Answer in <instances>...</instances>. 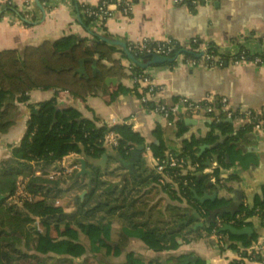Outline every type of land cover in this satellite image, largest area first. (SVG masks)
Listing matches in <instances>:
<instances>
[{"label": "trees", "instance_id": "1", "mask_svg": "<svg viewBox=\"0 0 264 264\" xmlns=\"http://www.w3.org/2000/svg\"><path fill=\"white\" fill-rule=\"evenodd\" d=\"M137 1L131 0L133 4ZM185 1L192 6L202 0L195 4L193 0ZM78 7L84 26L98 23L94 16H88L81 6ZM118 7L123 9V6ZM19 15L26 21L36 19L34 13L27 9L21 10ZM199 42L200 39L194 40L190 48H185L175 41L174 51L197 57ZM208 48L210 52L217 53L216 47L209 45ZM118 49L116 44L92 33L88 37L70 33L58 40L45 39L38 45H26L21 51L15 48L0 50V137L8 132L20 103L29 101L30 92L34 89L62 91L74 100H83L88 95L100 96L106 104L113 103L117 93L140 98L147 96L150 86L140 87L138 81L139 76L146 75L144 68L134 63L131 71L127 72L115 56ZM84 58L88 59L85 62L88 78L77 72L80 60ZM93 60L99 69L95 74ZM166 63L174 64L175 60ZM115 76L121 80L131 78L133 85L127 86L120 81L116 85H107L105 79ZM154 93L152 91L151 95ZM179 99L176 98V102ZM27 106V129L17 144L9 145L10 155L0 161V264H95V259L101 264H110L107 259L115 256L119 248L126 246L131 239H143L148 233L163 244L164 250L177 249L205 236L201 232L204 224L196 225L200 218L193 214L191 206L193 203L205 204H200L194 197V191L203 194L206 183L214 176L219 183L218 171L227 164H241L248 170L264 161V151L243 149L239 144L244 132L253 130L258 119L264 117V110L251 111L247 123L236 130L227 121L224 108L217 101L218 118H213L216 114L210 113L206 122L210 133H226L227 136L213 145L210 136L191 142L185 140L180 144L179 139L188 129L184 117L170 115L165 124H157L153 128L152 139L148 141L126 122L110 124L100 118L94 120L84 116L75 106L45 108L46 102L28 103ZM242 115L246 117L245 113ZM111 131L118 137L115 146L104 143ZM201 143L212 147L199 155L198 145ZM140 145L148 146L155 158L170 150L179 151L187 161L199 163L196 172L202 171L203 176L198 180L196 172L179 173L178 190L159 187L157 175L146 164L142 154L135 163V169L128 172L125 163L133 158ZM104 153L108 154V159L105 166H101L95 161ZM69 154L78 157V165L80 157L87 160L90 184L87 174L77 176L78 171H74L69 173L70 182L63 186L65 173L60 162ZM212 156L216 157L217 163L207 164ZM58 171L60 175H52ZM236 176L235 173L229 174V178ZM20 179L25 181L28 191L36 193L35 207L48 209L40 226L30 224L19 203L10 201L17 192ZM89 185L91 188L80 198L79 195ZM157 191H162L167 197H162L166 200L164 206L161 208L160 202L157 204L159 200L146 206L144 193L151 192L149 197L153 199ZM66 199L69 200L67 205L59 204ZM260 206L262 210L257 212L256 205H247L245 215L229 225L241 229L248 226L249 217L258 216L264 227V201ZM218 216L223 214L216 215L207 225L209 234ZM225 234L228 248L236 250L240 256H250L248 249L259 237L255 232L238 235L226 231ZM258 258L264 259V256L260 253ZM162 260L164 257L130 249L120 264H160ZM196 264L206 262L199 257ZM231 264H236V261Z\"/></svg>", "mask_w": 264, "mask_h": 264}, {"label": "crops", "instance_id": "2", "mask_svg": "<svg viewBox=\"0 0 264 264\" xmlns=\"http://www.w3.org/2000/svg\"><path fill=\"white\" fill-rule=\"evenodd\" d=\"M26 1L0 0V50L15 48L21 51L26 45H38L45 39L58 40L70 33L88 37L92 33L96 37L126 44L146 38L171 39L190 47L192 41L200 39L199 48L210 45L216 47L217 51L225 52L238 44L248 48L253 54L264 51V0H202L200 4L192 6L175 0H138L133 4L129 15H125L118 5L112 4L109 6L112 14L103 22L91 27L81 23L78 6H81L82 2L96 6L101 0H29V6ZM26 9L34 13L36 19L33 22L20 17L19 12ZM117 46L119 49L115 56L129 72V57L125 48ZM144 72L149 81L140 80V87H146L150 83L162 86V89L153 95L147 94L150 105L144 104L142 98L132 94L117 93L114 102L106 104L100 96L95 95H88L83 100H74L68 93L54 89L32 90L29 101L20 103L8 132L0 137V161L10 155L9 145L17 144L27 129L28 103L46 102V105L51 107L75 106L84 116L94 120L100 118L108 123L114 118L130 124L148 141L152 139L153 128L167 121V118L156 110L158 102L170 106L176 102V98L182 97L196 101L207 98L218 101L227 98L226 108L238 112L235 116H227L232 118L230 123L236 130L247 123V112L264 110V65L255 64L248 59L238 63L227 61L222 65H208L203 61H175L174 64L146 62ZM115 77L118 78L117 83L120 81L127 86L133 85L131 78L121 80L119 76ZM243 107L246 108L245 111ZM242 113H245L246 117H243ZM180 117H184V121L186 118L197 121L191 125L185 123L188 129L182 137L184 141H197L210 136L213 138L211 142L216 143L223 141L227 136L226 133H210L206 122L208 114L175 116ZM204 144L208 143L198 145V153L199 146ZM239 144L247 150L264 151V131L253 129L244 132ZM145 148L140 155L142 154L146 164L152 168V155ZM206 149L208 148L204 150ZM139 157L136 159L133 154V158L125 163L128 172L135 169ZM77 158L76 155L69 154L61 160L60 167L64 173L65 168H69L68 173L80 170L81 164L78 165ZM210 163H217L215 156L210 158ZM152 170L154 172L153 168ZM231 173L237 176L229 178ZM218 175L221 180L216 183V176L211 177L209 182H214L215 186L208 190L218 191L219 197L216 201L206 202L204 206L196 203L191 205L193 214L204 224L201 230L205 234L204 237L182 244L174 250H164L163 244L154 236L151 239L148 233L143 239L134 240L142 246L137 250L151 256L164 257L166 264H178L190 255L201 257L206 264H230L237 258V251L228 248V241L221 244L216 233H208L207 225L218 214H233L244 206H259L264 201V161L248 170L241 164H227L222 170L219 169ZM70 180L68 179L67 183ZM161 196L166 197L163 192L159 197ZM41 209L48 211L47 208ZM205 210L208 211L207 214ZM247 222L253 232L259 235L256 242L260 245L261 255L264 256V227L261 219L251 216ZM251 264H264V259L258 258Z\"/></svg>", "mask_w": 264, "mask_h": 264}, {"label": "built area", "instance_id": "3", "mask_svg": "<svg viewBox=\"0 0 264 264\" xmlns=\"http://www.w3.org/2000/svg\"><path fill=\"white\" fill-rule=\"evenodd\" d=\"M175 1L185 3L191 6V4H189L185 0ZM192 2L193 4H195L196 2H198V0H193ZM112 4L114 6H123L122 11L125 15H129L133 9V3L131 2V0H116V2L110 0H101V2L94 7L82 2L81 8H83V11L86 12L88 16H94L97 22L100 23L107 16L112 14V11L109 9V6ZM26 5H31L29 0L26 1ZM175 44V40L171 39L150 40L146 38L139 42H132L127 44V49L133 54L134 57H136L138 61H143L145 58H150L153 55H160L164 57H173L175 61H183L185 63H195L198 61H203L208 65H222L227 61L238 63L240 61L248 59L254 62L255 64L264 65V56H262L263 52L253 54L248 48L239 46L238 44L234 45L232 49L228 51H217L216 54L210 52L208 47H201L198 49L199 53L197 54V57L188 56L187 54L181 51H174L176 46ZM183 46L185 48H190L187 44H184ZM134 63L137 64L133 59L129 58V63L127 65V69L129 70V72L131 71V68L133 66L132 64ZM140 80L149 81V78L146 75L144 76L143 74L142 76L138 77V81ZM149 86L150 87L147 94H151L152 91H155L156 93V91H160L162 89V86L155 85L153 83H150ZM218 101L219 103H221L228 117L237 115V111L234 112L233 110H229L228 108H226V105L228 104L227 98H221ZM142 102L146 105H149L148 97H142ZM216 103L217 101L209 98L203 101H196L182 97L170 106H167L162 102H158V104L156 105V110L165 118H168L170 115H209L210 113H215L216 117L213 118H218L217 116L219 113V107L216 106ZM250 113L251 112H247L246 114L249 116ZM118 122L121 121H117V119L113 118L109 123L115 124ZM253 129L257 131H264V117L258 119V121L253 125ZM104 143L108 146L117 145L118 137L116 133L113 131L109 132L105 137ZM146 150H149L148 146H146ZM198 166V162L192 163L190 161H187L186 158L179 151L176 150L167 151L166 154H164V156L162 157L155 158L152 156V168L154 169V172L157 175V185L166 189L170 187L171 189L178 190L179 173L182 175L187 174L188 172H196ZM178 168L180 170H178ZM68 169L69 168H65V171L68 172ZM55 174L60 175L61 172L58 171L55 172ZM16 193L19 196H22L27 199H34L36 197V193L30 192L25 188V181L22 179H20L18 182V188ZM246 207L247 206H244L242 209L233 214L216 217V221L212 227V233H216L218 235L221 244H225V242L227 241V235L225 234V232L220 231V229L227 224L234 223L237 218L243 217L246 212ZM261 210L262 207L260 205L256 207L257 212H260ZM248 252L250 253V256H240L238 254V257L234 259L236 261V264H251L256 262L258 260V254L261 253L260 245L258 244V242L255 241L253 245L248 249ZM232 261L230 262V264L232 263Z\"/></svg>", "mask_w": 264, "mask_h": 264}, {"label": "water", "instance_id": "4", "mask_svg": "<svg viewBox=\"0 0 264 264\" xmlns=\"http://www.w3.org/2000/svg\"><path fill=\"white\" fill-rule=\"evenodd\" d=\"M102 39H105L106 41L108 42H111L113 44H116V45H121L125 48V51L128 55L129 58L133 59L140 67H143L144 68V65L145 63L147 62L148 64H152V63H163V62H166V61H171V60H174L173 57H164V56H160V55H153L152 57L150 58H145L143 61H138L136 59V57L133 56V54L127 49V44L125 42H120V41H113L112 39H109V38H105V37H101ZM88 59L87 58H84L82 60H80V66L79 68L77 69V72L79 73V75H83L85 78H88V74H87V71H86V68H85V62L87 61ZM92 67H93V72L94 74L99 71V69L97 68V64H96V61L93 60L92 62ZM118 81V78L117 77H107L105 79V82L107 84H116ZM246 108L243 107V111H245ZM227 120L229 122H232V118H227ZM185 123L187 125H191V124H194V123H197L196 120H192V118H186L185 119ZM221 137V135H220ZM184 141L183 138L179 139V142L182 143ZM218 142L214 143L213 145L217 144ZM209 147H212L211 145L209 144H204L202 146H199V155L202 154L203 150L205 148H209ZM145 148V145H140L138 147V149L135 151V156H136V159L140 156V153L144 150ZM241 148L245 149L243 146H241ZM107 159H108V154L104 153L102 155V157L98 160H96L95 162L101 166H105L106 162H107ZM79 162L81 164V167H80V170L78 171L77 173V176H80V175H85L87 174L88 177H89V184H90V180H91V173H90V170L87 168V160L84 158V157H80L79 158ZM207 164L210 163V160H208L206 162ZM197 179L199 180L202 176H203V172L202 171H198L195 173ZM215 186V183L214 182H208L206 183V191L203 193V194H198L196 191H194V197L200 202V204H205L206 202H215L216 199L219 197V193L217 190H214L212 192H209L208 190L211 189L212 187ZM91 188V185L88 186V189L87 190H84L79 196L80 198H83L84 195L87 193V191ZM0 197H2V195L0 194ZM215 218V217H214ZM186 223V221H185ZM196 225H200L202 226L203 223L202 222H198ZM220 231H223V232H231L233 234H238V235H241V234H249L251 235L253 233V230L251 227L249 226H246L244 228H241V229H238V228H235L229 224L223 226ZM179 242H181V240H179ZM198 257L196 255H190L188 257H186L183 261H181L180 263L178 264H196V261H197ZM160 264H166V261L165 260H162Z\"/></svg>", "mask_w": 264, "mask_h": 264}, {"label": "rangeland", "instance_id": "5", "mask_svg": "<svg viewBox=\"0 0 264 264\" xmlns=\"http://www.w3.org/2000/svg\"><path fill=\"white\" fill-rule=\"evenodd\" d=\"M51 106H45V108H50ZM45 111L47 112V109H45ZM44 113V115H46L47 113ZM65 175H63L64 177H62V180H63V186L65 184H67V180L69 179V173L65 171ZM55 174L54 172L52 173V175ZM62 184V183H61ZM153 188H152V192H153ZM151 193V192H149ZM149 193H144L146 194L144 196V203L146 204V206H150L151 204H156V201H157V204H159L158 202H160L161 204V208L164 206L165 204V201L162 196H160V194L162 193V191H157L155 193V196L153 197V199H150L149 197ZM10 201H16L19 203V206L25 211V214H26V219L29 221L30 224H33V225H37V226H40V223H41V220L42 218L47 214V212L44 210V209H40V208H37L35 207L34 205V201L35 199H27V198H24L22 196H19L17 193L14 195V197L12 199H10ZM69 200L66 199V200H61L59 201V204L63 203L65 205H67L69 202ZM71 210V207L70 209ZM151 239L153 238V235L150 234L149 236ZM135 239H131L130 241H128L127 245L126 246H123L122 248H119L115 254V256H111L109 257L107 260L110 262V264H120L124 261V258H125V254H126V251L127 250H130V249H133L134 250H137V249H141L142 246H140L137 242L138 241H134ZM140 242V241H139ZM136 248V249H135ZM137 251H141V250H137ZM95 264H101L100 261L98 259H95ZM16 264H22V263H16ZM63 264V263H61Z\"/></svg>", "mask_w": 264, "mask_h": 264}]
</instances>
